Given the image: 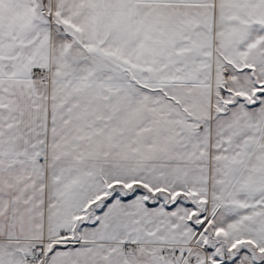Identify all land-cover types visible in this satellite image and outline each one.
Segmentation results:
<instances>
[{
    "label": "snow or ice",
    "instance_id": "obj_1",
    "mask_svg": "<svg viewBox=\"0 0 264 264\" xmlns=\"http://www.w3.org/2000/svg\"><path fill=\"white\" fill-rule=\"evenodd\" d=\"M0 264H264V0H0Z\"/></svg>",
    "mask_w": 264,
    "mask_h": 264
}]
</instances>
